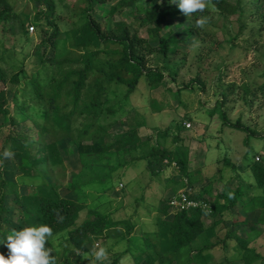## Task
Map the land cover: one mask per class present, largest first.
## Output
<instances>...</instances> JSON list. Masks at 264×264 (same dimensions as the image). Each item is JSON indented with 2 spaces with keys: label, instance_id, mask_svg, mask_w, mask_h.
<instances>
[{
  "label": "trees",
  "instance_id": "obj_1",
  "mask_svg": "<svg viewBox=\"0 0 264 264\" xmlns=\"http://www.w3.org/2000/svg\"><path fill=\"white\" fill-rule=\"evenodd\" d=\"M80 1L87 7L79 8V12L76 13L77 21H72L73 49L80 54L75 59L66 57L59 59L56 43L61 36L58 23L62 19L55 17L54 0H39L43 8L27 26L20 21L9 0H0V24L4 31L6 32L7 25L15 21L20 22L25 37L29 39V28L35 27L45 52L41 57L42 70L38 71L29 80V85L23 89V92H27L29 87L31 101L40 109V116L44 121L42 126L34 124L33 127H29L26 124L29 121L26 113L27 104L18 105L17 92H14L10 102L6 89L0 91V121L8 118L10 126L21 130L20 135L10 130L0 137V167L4 164L2 155L4 150L11 148L15 152L14 157L26 164L21 167L26 176H32L33 171L44 165L50 167L52 172L57 171L64 166L62 143L65 142L67 145L72 144L84 169L93 171L101 161L114 155L120 157L140 152L142 156L134 162L146 163L147 170L152 176L159 177L167 166L175 163L184 180L192 183L194 173L189 171V149L183 147L175 151L167 150L163 142L167 132L157 135L162 136L163 141L156 139L153 142V138L142 141L139 137L141 127L139 124L137 128L127 131L116 140L111 133L112 125L100 124L106 114L114 115V110L107 107L111 92L115 85L124 87L125 99L128 100L137 92L142 80L148 83L152 91L158 89L166 77L162 71L150 67L151 58L158 55L166 61L170 56L183 54L181 51L183 43L194 38L204 40L205 36L211 38L215 36L210 35L206 27L204 29L194 27V22L200 15L209 16L213 12L219 15L229 28L235 26L237 32L233 41L238 40L255 23H258L260 31H263L264 0H212L217 10L209 8L204 13L190 17L185 16L176 4L170 3V0H120L111 7L109 13L111 21L97 19L94 11L96 6L107 4L108 0ZM125 12H129L139 24L138 29L134 28L133 24L116 19L117 15ZM188 19L193 20L191 24H187ZM51 29L54 30L52 35ZM141 29H146L147 38L140 36ZM180 29L187 32L185 41H180L175 34L174 30ZM214 46L219 48L221 44L217 42ZM6 60L5 54L0 51V84L4 87L11 85L20 88L19 75L12 73ZM197 60L202 62L204 56ZM47 64L50 65L49 68H46ZM170 70L174 68L171 67ZM171 77L172 81H175L176 77L173 75ZM196 83L201 85L204 92L205 85L199 77ZM242 89L246 102L250 98L264 96V70L252 81L244 83ZM237 91L239 88L236 85L230 86L222 93V99L217 101L215 108L209 110V114L212 117L218 114L224 125L248 132L249 129L243 127L240 121L232 125L223 110L229 96L236 94ZM255 100L251 102L254 103ZM177 141L178 138H175V142ZM122 164L119 163V166ZM248 167L254 176L256 187L264 191V161L253 162ZM117 169L118 166L112 171ZM48 175L49 180L38 189L37 194L17 196L19 201L12 206L19 213L27 214L20 229L40 224L52 227L54 235L49 239L47 246L53 249L56 264L59 262L53 240L63 233H67L68 242L78 252L74 262L65 264L82 263V254L91 250L90 245L94 239H103L109 243L118 237L121 239L115 245L127 243V247L120 254L114 252V246L111 247L108 251V254H112L110 264H122L127 256L132 258L134 264H213L215 251L219 249L227 251L230 240L236 242L235 249L242 264L264 262V256L257 248L251 247L240 235L234 236L233 230H229L222 241L212 242L217 236L218 227L231 224L225 220V213L238 210V205L242 203L246 190L239 185L235 189L226 185L225 190L213 200H210L215 188L213 183L200 193L183 192L191 199L209 204V210L191 209L175 212L170 207L173 197L162 201L158 207L156 230L143 232L141 237L143 248L136 249L138 252L133 253L136 242L133 237L135 224L130 222L125 224L127 233L123 235L117 231L120 223L114 222L99 210H89L90 219L78 225L81 213L87 209L86 205L60 197L51 182L53 174L50 172ZM109 180L110 178L106 176L97 181L105 185ZM15 189L16 183L3 178L0 169V222L8 216V196L14 193L18 195ZM250 203L264 209V197H254ZM57 211L62 220L56 215ZM206 220L214 221V224L208 228ZM258 225L264 226V217H261ZM234 226L240 231V227ZM7 234L8 231L0 229V253L6 257L8 248L3 241ZM215 264H231V260L226 257L222 262Z\"/></svg>",
  "mask_w": 264,
  "mask_h": 264
},
{
  "label": "rangeland",
  "instance_id": "obj_2",
  "mask_svg": "<svg viewBox=\"0 0 264 264\" xmlns=\"http://www.w3.org/2000/svg\"><path fill=\"white\" fill-rule=\"evenodd\" d=\"M119 1L108 0L105 5L96 6L95 17L102 21H111V7ZM9 2L26 26L32 23L37 12L43 8L39 0ZM54 3L55 17L62 19L58 23L61 36L56 43L57 56L59 59H75L80 52L73 49L72 21H77L76 13L79 8L87 6L80 0H54ZM209 16L212 17L211 24L205 29L210 35H215L214 37L205 36L204 40L194 38L185 42L181 45L183 54L170 56L166 61L155 55L151 58L150 67L165 74L166 79L161 86L152 91L148 83L142 80L137 92L126 100V89L115 85L107 104V107L114 110V115L106 114L100 121L102 126L112 125L111 133L116 140L127 131L137 128L139 124V137L142 141L149 138H153V142L156 139L163 141L162 136L158 138L157 135L167 132L163 141L167 150L175 151L183 147L189 149V171L194 173V181L191 183L184 180L175 163L167 166L159 177L152 176L146 163L134 162L142 156L140 152L120 157L114 155L101 161L93 171L84 169L72 144L63 142L64 166L57 171L52 172L50 167L44 165L33 171L32 176H26L21 170L26 164L21 160L15 157L4 159V164L0 167L2 177L16 183L15 190L18 195L14 193L7 198L8 216L0 222L2 231L9 233L13 228L20 230L27 214L19 213L12 206L13 203H18L17 196L37 194L38 189L49 180L50 172L53 174L51 182L54 190L60 197L86 205L87 209L81 213L78 225L90 219L89 210H99L114 222L120 223L117 231L123 235L127 233L125 224H135L133 237L136 242L133 253L143 248L142 233L156 230L158 207L162 201L182 192L200 193L209 188L211 183L215 187L210 198L213 200L225 190L226 185L233 189L239 185L246 190L242 203L238 205V210L225 213V220L231 224L218 227L217 236L212 242L222 241L229 230H233L234 236L240 235L264 256V226L258 225V221L264 217V209L250 203L254 197H264V191L256 187L254 176L248 167L253 162L264 161V96L250 98L246 102L242 89L244 83L252 81L264 70V30L260 31L259 24L255 23L238 40L233 41L237 28H229L228 24L213 12ZM116 19L133 24L136 29L139 27L129 12L117 15ZM192 21L188 19L187 24ZM19 23L15 21L7 25L6 32L0 24V51L5 54L12 73L19 75L21 86L4 87L0 84V91L6 89L10 102L14 92H17L18 105L27 104L29 121L26 124L29 127L34 124L42 126L44 121L40 116V109L31 101L29 87L27 92H23V89L29 85V80L42 70L41 57L45 52L38 30L33 34L28 32L27 39ZM174 31L180 41L186 40L187 32L184 29ZM53 32L51 29L50 35ZM139 33L141 37H148L146 29L139 30ZM165 33L167 35V31ZM217 42L221 44L219 48L214 46ZM202 55L204 60L199 62L197 59ZM49 67L47 64L46 68ZM171 67L174 70H170ZM171 75L176 77L175 81H172ZM198 77L205 85L204 92L201 85L196 83ZM232 85H236L239 91L229 96L223 110L232 125L240 121L243 127L249 129L248 132L226 126L218 114L213 117L209 114V110L214 109L217 101L222 99V93ZM254 99L256 100L252 103L251 100ZM9 122L8 118L1 119L0 137L10 130L20 135L21 130L10 126ZM187 124H190L191 128H187ZM175 138H178L177 142ZM119 163H123L122 166H119ZM117 166L118 169L113 172ZM106 176L110 180L105 185L97 181ZM234 222V225L240 227V231L236 230L237 227L232 224ZM213 224L214 221L206 220L208 228ZM120 239L115 238L109 243L103 239H94L90 249L94 245H100L106 247L108 252L114 246V252L120 254L127 247V243L115 245ZM228 243L227 251H215L213 264L222 262L226 257L231 260V264H242L238 260L236 242L230 240ZM53 244L59 264L76 260L78 252L68 242L67 233L57 236ZM111 255L108 254L105 263L110 264ZM80 264H88V261L83 259ZM122 264L134 262L127 256Z\"/></svg>",
  "mask_w": 264,
  "mask_h": 264
},
{
  "label": "clouds",
  "instance_id": "obj_3",
  "mask_svg": "<svg viewBox=\"0 0 264 264\" xmlns=\"http://www.w3.org/2000/svg\"><path fill=\"white\" fill-rule=\"evenodd\" d=\"M176 4L179 10L187 17L197 13H204L207 9L217 10L212 0H170ZM211 16L200 15L194 22L196 29H204L211 23ZM3 159H13L15 152L7 148L3 152ZM55 211V210H54ZM56 215L59 216V212ZM54 235L52 227L48 224L39 226H26L20 230L11 229L3 243L8 248L7 257L0 253V264H56V257L52 254L53 249L48 247L49 239ZM83 259L88 264H102L108 260L106 247L94 245L92 249L83 253Z\"/></svg>",
  "mask_w": 264,
  "mask_h": 264
},
{
  "label": "built area",
  "instance_id": "obj_4",
  "mask_svg": "<svg viewBox=\"0 0 264 264\" xmlns=\"http://www.w3.org/2000/svg\"><path fill=\"white\" fill-rule=\"evenodd\" d=\"M36 29L35 27L29 28V33L33 34L35 33ZM187 128H191L190 124L186 125ZM257 161L259 162V158H257ZM170 207L175 212H181L185 210H191V209H210V205L197 201L194 199H191L186 193H180L178 196H175L170 201Z\"/></svg>",
  "mask_w": 264,
  "mask_h": 264
}]
</instances>
